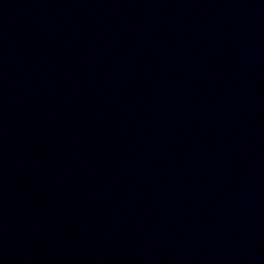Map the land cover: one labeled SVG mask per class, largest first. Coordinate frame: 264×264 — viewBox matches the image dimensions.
I'll list each match as a JSON object with an SVG mask.
<instances>
[{
  "label": "water",
  "instance_id": "obj_1",
  "mask_svg": "<svg viewBox=\"0 0 264 264\" xmlns=\"http://www.w3.org/2000/svg\"><path fill=\"white\" fill-rule=\"evenodd\" d=\"M0 264H264V0H0Z\"/></svg>",
  "mask_w": 264,
  "mask_h": 264
}]
</instances>
